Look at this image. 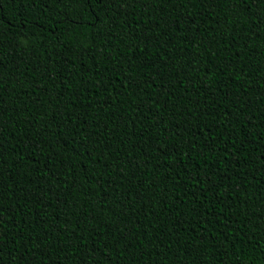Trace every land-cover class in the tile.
Segmentation results:
<instances>
[{
  "label": "trees",
  "instance_id": "obj_1",
  "mask_svg": "<svg viewBox=\"0 0 264 264\" xmlns=\"http://www.w3.org/2000/svg\"><path fill=\"white\" fill-rule=\"evenodd\" d=\"M0 264H264V0H0Z\"/></svg>",
  "mask_w": 264,
  "mask_h": 264
},
{
  "label": "snow or ice",
  "instance_id": "obj_2",
  "mask_svg": "<svg viewBox=\"0 0 264 264\" xmlns=\"http://www.w3.org/2000/svg\"><path fill=\"white\" fill-rule=\"evenodd\" d=\"M101 2H103V0H101Z\"/></svg>",
  "mask_w": 264,
  "mask_h": 264
}]
</instances>
